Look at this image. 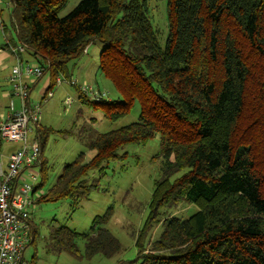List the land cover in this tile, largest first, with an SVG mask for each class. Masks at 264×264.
Returning <instances> with one entry per match:
<instances>
[{
  "label": "trees",
  "instance_id": "obj_1",
  "mask_svg": "<svg viewBox=\"0 0 264 264\" xmlns=\"http://www.w3.org/2000/svg\"><path fill=\"white\" fill-rule=\"evenodd\" d=\"M9 1L11 42L26 47L22 59L44 67L50 89L99 41V72L120 98L93 102L76 88L79 100L104 107L110 121L140 108L138 122L91 139L93 158L81 153L65 165L46 194L38 197L42 185L35 186V204L87 199L91 171L124 159L128 145L159 137L163 165L137 244L140 264H264V0H167L164 49L147 0H82L62 18L69 0ZM41 129L43 148L41 132L50 131ZM182 201L199 211L164 219L159 239L145 248L142 238L163 209ZM111 216L112 208L95 217L88 234L60 226L49 239L76 259L113 257L122 247L105 228Z\"/></svg>",
  "mask_w": 264,
  "mask_h": 264
},
{
  "label": "rangeland",
  "instance_id": "obj_2",
  "mask_svg": "<svg viewBox=\"0 0 264 264\" xmlns=\"http://www.w3.org/2000/svg\"><path fill=\"white\" fill-rule=\"evenodd\" d=\"M82 0H69L60 10L59 17L68 15ZM149 2V16L162 49L166 46L168 36L167 0H147ZM0 9L3 10L5 25L8 34L15 33L11 27V11L3 1ZM0 18V22H2ZM1 26V24H0ZM0 29V42L3 35ZM104 45L94 41L80 59L69 63L70 78L79 83H87L95 89L108 92L106 101L120 98L112 84L99 72V56ZM32 63V61H30ZM7 71L0 73V118L6 116L13 103L19 110L20 100L11 95L12 88L6 84ZM64 80V76H59ZM44 80L50 79L45 74ZM61 86L55 85L54 97L41 103V131H50L43 135V173L36 168L39 174L35 186L37 196L46 194L56 183L64 166L71 164L81 154L85 153L86 160L95 155L89 150L88 143L98 133L106 134L138 122L140 108L136 104L133 111L126 117L117 121H110L105 117L104 107H95L92 104L82 103L79 100L77 89L64 80ZM2 84H5L2 86ZM68 97L73 100L72 105H64ZM67 98V99H66ZM67 104V103H66ZM36 131V130H35ZM14 146L10 143L0 142V160L8 156ZM124 159L110 162L102 171H91L84 180L88 185L94 186L87 199L78 202L74 199H63L58 202H41L32 208V221L37 230L34 244H30L25 251V259L35 264H140L138 259V241L143 235L145 223L150 213V202L154 192L155 182L161 178L163 157L160 155V140L156 137L146 145H128L121 151ZM77 207V208H76ZM112 208V216L105 226L107 230L120 242L121 252L113 257L106 258L97 255L91 259H76L66 253H59L49 239L54 228L66 226L81 234L91 232L95 217H102ZM199 208L194 204L182 201L175 206L163 209L161 221L152 227L143 236L142 244L148 248L151 243L158 240L163 232V222L166 218H177L181 221L189 219L196 214ZM80 252L84 254L86 242L77 241Z\"/></svg>",
  "mask_w": 264,
  "mask_h": 264
},
{
  "label": "built area",
  "instance_id": "obj_3",
  "mask_svg": "<svg viewBox=\"0 0 264 264\" xmlns=\"http://www.w3.org/2000/svg\"><path fill=\"white\" fill-rule=\"evenodd\" d=\"M2 2L0 0V4ZM8 49L15 59L9 83L12 96L20 100L21 107L16 110L12 103L8 114L0 118V140L19 145L9 155L7 164L0 161V264H32L24 256L33 237L30 219L39 177L35 169L42 162V146L40 139L31 138V135L40 126L42 102L31 101V90L33 82L45 76V69L36 62L22 59L26 51L24 45L9 46ZM62 83L58 78V86ZM68 83L93 102H103L108 97V92L87 83L73 79ZM52 96L53 93L48 92L42 101L46 102Z\"/></svg>",
  "mask_w": 264,
  "mask_h": 264
},
{
  "label": "crops",
  "instance_id": "obj_4",
  "mask_svg": "<svg viewBox=\"0 0 264 264\" xmlns=\"http://www.w3.org/2000/svg\"><path fill=\"white\" fill-rule=\"evenodd\" d=\"M7 1L9 3L6 4L5 6L9 9L10 8V1L9 0H7ZM3 4L4 3L2 2L0 4V6H2ZM0 12H1V18H2V16H3V10L0 9ZM0 24H1L0 29L2 30L1 32H2V35H3L2 42H0V73H2L3 71H7L5 80H6V84L9 87H11V85L9 83V77L11 75L12 67L15 64V59H14V56L11 54V51L8 49V47L9 46H12V45L15 46V45L11 42L13 40V37H12V34L11 33L8 34L7 26L5 25V22H4V19L3 18H2V23H0ZM0 40H1V38H0ZM71 79L72 78H66V77L64 78V80H66V83L68 85H69L68 81L71 80ZM64 80H62L63 83H65ZM76 81L79 82L78 80H76ZM50 83H51L50 79L44 80L43 78L40 79V80H36L35 82H33V84H32V90H31V101L34 102V103L40 102V100L43 99L48 92H52L53 93V89L54 88L50 89ZM4 85L5 84H2V86H4ZM57 86H58V84H57ZM11 95H12V92H11ZM52 97H54V94H53ZM67 100H69L68 103H67ZM67 100L65 101V104L64 105H66V106L72 105L73 100H71L70 97H68ZM2 117H5V116H2ZM40 126H42V125L40 124ZM35 130H36V128H35ZM35 132L36 131L33 132V134L31 135V138H38L37 135L35 134ZM12 145L14 147L10 149V151L8 152V156L2 157L4 159H1L0 160V161H2L5 164H7V160H8L9 155L12 154L19 147V145H17V144H12ZM42 161H43V148H42Z\"/></svg>",
  "mask_w": 264,
  "mask_h": 264
}]
</instances>
